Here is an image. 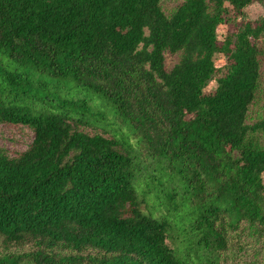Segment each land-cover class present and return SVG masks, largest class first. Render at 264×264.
Returning a JSON list of instances; mask_svg holds the SVG:
<instances>
[{"label": "trees", "instance_id": "1", "mask_svg": "<svg viewBox=\"0 0 264 264\" xmlns=\"http://www.w3.org/2000/svg\"><path fill=\"white\" fill-rule=\"evenodd\" d=\"M257 1L0 0V264H264Z\"/></svg>", "mask_w": 264, "mask_h": 264}, {"label": "rangeland", "instance_id": "2", "mask_svg": "<svg viewBox=\"0 0 264 264\" xmlns=\"http://www.w3.org/2000/svg\"><path fill=\"white\" fill-rule=\"evenodd\" d=\"M182 0H165L164 2V10L167 13H170ZM264 15V4L261 1H257L247 8L244 9V13L242 16H239L238 20L233 19L230 23L223 24L218 29L219 39L223 40L228 34H231L236 31L240 22L242 21H252L255 22L261 16ZM178 56H167L168 66L171 67L177 60ZM215 64L218 69V72L212 76L211 79L207 81L205 90L207 92L213 91L217 87V79L224 75L228 69V60L227 56L222 53H217L215 55ZM250 117L252 121L257 120L258 118L264 117V67H263V83H262V93L260 94L259 99L250 110ZM126 131V130H125ZM35 133L34 131L25 125L19 124H7L0 123V147L4 149V151L10 157H17L24 151L28 150L34 140ZM131 141L133 138H131ZM264 176V175H263ZM143 208H145V204H143ZM33 249L32 243L26 242L24 244L15 245L12 244L10 246L4 245V238L0 237V256L4 254H13V253H25L30 252ZM66 253L65 251H62ZM255 251H251L249 254V258L253 259V255ZM21 264H35L32 260H25Z\"/></svg>", "mask_w": 264, "mask_h": 264}]
</instances>
